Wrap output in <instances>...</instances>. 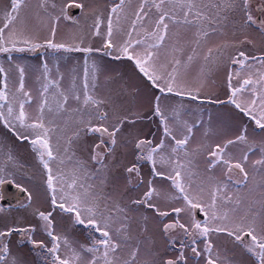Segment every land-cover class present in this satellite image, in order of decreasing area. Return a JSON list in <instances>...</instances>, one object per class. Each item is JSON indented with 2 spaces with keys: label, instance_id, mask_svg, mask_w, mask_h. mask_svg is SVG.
Instances as JSON below:
<instances>
[{
  "label": "snow or ice",
  "instance_id": "obj_1",
  "mask_svg": "<svg viewBox=\"0 0 264 264\" xmlns=\"http://www.w3.org/2000/svg\"><path fill=\"white\" fill-rule=\"evenodd\" d=\"M26 0H11V10L4 17L3 26L0 27V53L10 54L13 51H35L39 48H49L53 51L63 50L64 52H83L91 54L100 49L92 47H81L80 43L67 44L55 42L57 24L60 16L48 13V2L42 0L40 7L50 17V36L44 43L34 42L30 37H21V34L13 25L18 19V13ZM126 4L130 0H118L110 9L107 17V30L103 48L105 54L115 53V59L126 58L134 62L139 72L159 89L160 93H175L177 96H188L195 100L198 98L199 89L195 92L179 82V72L182 65L180 59L173 58L171 69L167 72L161 71L166 65L158 64L160 51L165 46L169 36L170 23L175 26H193L196 28V43L208 36L209 29L220 19V12L236 13L239 15V28L245 31L255 26L256 30L264 34V19L252 14L251 6L253 0H140L134 12V18L125 34V39L119 44L113 42L115 31H123L120 28V21L123 17L127 19ZM51 7L55 9L56 4ZM82 8V4H76ZM264 12V9L261 10ZM113 16L116 17L114 24ZM155 17L153 20L152 18ZM227 18V16L223 17ZM148 20L153 24L151 30L145 26ZM104 23L102 15L95 16L92 26V35L101 36V25ZM207 25V26H205ZM139 26V27H138ZM7 30V33H6ZM215 31V29H212ZM135 33V38L134 34ZM249 43L245 38L241 43ZM82 43V42H81ZM23 45V46H18ZM224 47H227L225 45ZM111 50V51H109ZM173 53L179 49L173 48ZM195 52V49L193 50ZM213 50L208 49L205 60L212 57ZM217 55H223L221 48L216 49ZM10 58V57H9ZM231 65H238L240 71L230 69L227 73V87L229 96L227 103L233 105L240 113L253 121L255 128L264 130V53L261 55H249L246 51L236 48L235 54L229 56ZM193 56L189 55L187 61L190 63ZM259 68H256V65ZM19 72L18 86L14 92L9 91L5 69L0 67V74H4L2 87H0V123L14 132L20 140H29L36 160L43 170V185L48 194L50 210L48 212L37 210L36 216L40 221V229L49 238L50 246L43 241H36L32 234L36 231L34 226L18 227L7 226L0 230V264H18L13 258L8 261L10 246L6 238L13 233L26 235L28 242L34 248L38 247L45 255L49 264H120L119 252L122 245L129 240L127 209L118 203L109 206V197L97 191L95 186L88 181L93 178V173L87 168V161L75 159V153L71 146L75 140H79L81 131L85 134H96L97 142L91 146L89 160L99 167L96 173L107 171V160L114 152L117 145V134L121 131L123 123H135L141 118L139 114L135 117H117L115 122L108 123L109 114L102 110L107 101L97 97L90 92L89 69H91L92 84L94 88L99 71L93 62L85 61L83 71V84L80 90L77 89L75 76L69 89L60 87V80L50 77V69L44 63L38 81H42L39 90V103L35 117L30 116L26 111V105H31L33 96L30 90L25 88V70L17 65ZM242 73H246L243 74ZM238 79L237 85L233 79ZM248 92L245 97L243 94ZM74 101L76 108L71 109L72 113L79 115L76 121V131L67 138V144L61 152L59 143L53 145L52 133L57 131L53 121L46 123V113L60 116L69 112V102ZM161 97L156 96L153 105V113L159 117L163 129L162 138L159 143H153L151 139L136 138L134 148L137 150L136 160L146 161L151 165V173L154 177L170 182V187L175 194L165 198L170 200H182L183 207H173L171 211L177 217L181 213H187L191 218L189 224L182 223L176 219L171 223L163 224V233L169 235L180 230L182 236L179 239L170 238L172 246L179 245L181 249L175 258H161L159 264H188V257L183 249L190 248L194 258L205 257V264H220L219 253L213 258L215 247L210 239L212 234H224L231 238L234 243L243 245L247 253L255 257L257 264H264V217L262 223L257 224V215L253 214L251 208L243 215L237 217V212L242 204L240 196H233L229 192L230 183L247 186L250 173L247 170L249 154L259 152L260 158L252 162L254 173L264 175V141L257 144L250 142L247 127L241 129L233 139H226L223 144H215L206 152L208 171L211 172L218 165L224 169L225 179L217 181L214 176H208L207 181L209 199L204 200L203 182L195 184L197 174L193 171V156L199 153L198 149L190 151L188 148L193 127L187 122L179 120V108L171 110V116L161 106ZM224 101H221L223 103ZM87 116V121L84 117ZM74 119V117H69ZM96 121L95 123L93 121ZM67 123V122H66ZM81 125L83 127H81ZM180 132V135H177ZM243 146L242 154L237 157L228 151L229 146ZM11 160V156H8ZM72 164V171L66 172L63 165ZM53 164L57 167L54 168ZM125 171L130 177H134L139 185L145 181L141 175L139 163H133L126 167ZM233 175H239L241 180H233ZM13 181L0 169V185ZM131 182V180H130ZM106 184V178L101 180V186ZM147 190L142 196L133 199L131 204L143 205L155 210L160 217H167L168 211H161L156 204L152 203L153 198H160L161 192L154 185L153 180L146 181ZM20 187L19 185H17ZM195 188V191H193ZM21 191L27 189L21 188ZM29 193V201H31ZM232 205L230 210L226 207ZM199 208L207 216V222L203 225L194 219V210ZM59 210L61 214H68L76 225H84L90 229L89 243L87 245L74 244L68 236L57 233L54 223V213ZM2 211V209H0ZM203 242L201 251L198 247ZM138 249L131 253V260L124 261V264H134Z\"/></svg>",
  "mask_w": 264,
  "mask_h": 264
},
{
  "label": "rangeland",
  "instance_id": "obj_2",
  "mask_svg": "<svg viewBox=\"0 0 264 264\" xmlns=\"http://www.w3.org/2000/svg\"><path fill=\"white\" fill-rule=\"evenodd\" d=\"M42 0H26L18 13V19L13 27L18 30L21 37H30L34 42L44 43L50 36V17L40 7ZM48 13L60 16L57 24L55 42L74 44L80 43L81 47H92L100 49L91 54L83 52L53 51L49 48H39L35 51L16 52L10 54L0 53V67L5 69L7 83L10 92H14L18 86L19 72L17 65L25 70V88L30 90L33 96L31 105H26V111L30 116L35 117L37 105L39 103V90L42 81H38L44 63L48 64L50 77L60 80V87L67 90L71 87L73 77L78 90L82 88L83 71L85 61L89 64L95 63L99 69L95 87L92 88L91 69H89L90 92L97 97L107 101L102 106L109 114L108 123L115 122L117 117H135L139 114L141 118L135 123L125 122L121 131L117 134V145L111 157L107 160V171L96 173L99 166L92 164L89 160L91 146L97 142L96 134H85L81 131L79 140L72 143L71 150L75 153V159L87 161V168L93 173V178L88 182L93 184L97 191L109 197V206L118 203L127 209L128 236L129 240L122 245L119 252L120 264L131 260V253L138 249L134 264H159L161 258H175L181 250L177 244L175 247L169 243L170 238L179 239L182 236L180 230L165 235L162 231L163 224L174 222L179 219L182 223L189 224L191 218L187 213H181L179 217L171 211L173 207H183L182 200H170L165 198L175 194V190L170 187V182L159 177L152 176L151 165L146 161H137V150L134 148L136 138L151 139L153 143H159L162 138L163 129L160 125L159 117L153 113L155 97H161V106L166 113L171 116L173 108H179V120L187 122L193 127V133L188 145L190 151L198 149L199 153L193 156V171L197 174L195 184L203 182L204 200L208 196V176H214L217 181L225 179L222 165H218L209 172L206 152L215 144H223L226 139H233L239 134L242 128L247 127L249 141L259 144L264 141V130L255 128L253 121L240 113L233 105L227 103L229 91L227 87V73L230 69L240 71L238 65H231L229 56L235 54L236 48L246 51L249 55H261L264 53V34L256 30L255 26L241 31L239 28V15L236 13L220 12V19L209 29L208 36L196 43V28L193 26H175L170 23L169 36L165 41L164 48L160 51L158 64L166 65L161 71L167 72L171 69L173 58L180 59L182 65L178 80L184 86L191 88L194 92L199 89L198 98L193 100L188 96H177L175 93H160L159 89L151 84L136 68L134 62L126 58L115 59L112 55L105 54L103 48L107 30V17L110 9L106 0H47ZM82 4L81 14L73 20L66 18L64 6L66 3ZM207 2V0H204ZM55 3L53 9L51 4ZM140 0H130L126 4L127 19L121 18L120 28L123 31H115L113 42L119 45L126 37L134 12ZM261 5L264 9V0H253L251 6L252 14L257 16L255 6ZM113 5H111L112 7ZM11 10V0H0V27L3 26L4 17ZM108 10V11H107ZM102 15L104 23L101 25V36L92 35V26L95 16ZM227 16V18H223ZM153 20L155 17L152 18ZM261 19H264V12L261 11ZM114 24L116 17L113 16ZM145 26L151 30L153 24L148 20ZM207 26V25H205ZM139 27V26H138ZM215 29L213 31L212 29ZM7 33V30H6ZM135 38V33L133 34ZM245 38L251 44L244 41ZM82 42V43H81ZM227 45V47H224ZM23 46V45H18ZM179 51L173 53L172 49ZM213 50L212 57L205 60L208 49ZM221 48L223 55H217L216 49ZM195 49V52L193 50ZM111 51V50H109ZM193 56L189 63L187 57ZM10 57V58H9ZM260 66L257 64L256 68ZM264 70V69H261ZM246 74V73H242ZM4 80V74H0V87ZM238 79H233V84L237 85ZM245 97L248 92L243 94ZM221 101H224L221 103ZM74 101L69 102V112L56 116L46 113V123L53 121V126L57 131L52 133V143H59L61 152L67 144V138L76 131V121L79 115L72 113L71 109L76 108ZM74 117L70 119L69 117ZM85 116L84 120L87 121ZM67 122V123H66ZM96 122L95 120L93 121ZM81 127H83L81 125ZM180 135V132H177ZM243 146H229L228 151L239 157ZM11 156V160L8 156ZM247 170L250 173L247 186L244 183L229 185V192L235 197L240 196L242 204L237 212V217L243 215L251 208L253 214L257 215V224L262 223L264 217V175L254 173L252 162L260 158L259 152L250 153ZM133 163H139L141 175L145 181L144 185H139L134 177H130L125 171L126 167ZM56 168L57 165L53 164ZM66 172H71L72 164L66 163L62 166ZM0 169L12 180L13 184L27 189L24 195L13 202L2 205L0 203V230L7 226L27 227L34 226L36 231L32 238L36 241H43L50 246L49 238L40 229V221L36 216L37 210L48 212L50 203L48 194L45 191L43 180V170L38 164L29 140H20L12 130L4 127L0 123ZM106 178V184L101 186V180ZM153 180L154 185L161 192L160 198H153L152 203L156 204L161 211H168L167 217H160L155 210L143 205H133V199L140 198L147 190V180ZM239 175H233V180H241ZM131 180V182H130ZM195 191V188H193ZM29 193L31 201H29ZM1 199V196H0ZM232 205L226 207L230 210ZM201 213V211H200ZM203 219L197 220L202 225L207 222V216L202 212ZM54 223L57 233L68 236L74 244L87 245L90 237V229L84 225H76L68 214H61L59 210L54 213ZM10 246V255L7 258L11 261L15 258L18 264H49L44 253L38 247L34 248L28 242L26 235L13 233L6 238ZM210 239L215 247L213 258L219 253L220 264H257L255 257L247 253L243 245L236 244L224 234H212ZM202 251L204 244L198 245ZM188 257V264H205V257L194 258L190 248L183 249ZM239 256V257H238Z\"/></svg>",
  "mask_w": 264,
  "mask_h": 264
},
{
  "label": "water",
  "instance_id": "obj_3",
  "mask_svg": "<svg viewBox=\"0 0 264 264\" xmlns=\"http://www.w3.org/2000/svg\"><path fill=\"white\" fill-rule=\"evenodd\" d=\"M255 10L257 12V16L261 18V10L262 6L257 5L255 6ZM22 187H18L17 185L13 183H4L3 185H0V203L2 205L13 202L14 200H17L20 196L24 195L25 191H21ZM194 217L197 220H202L203 219V214L200 213V209L197 208L194 210Z\"/></svg>",
  "mask_w": 264,
  "mask_h": 264
},
{
  "label": "flooded vegetation",
  "instance_id": "obj_4",
  "mask_svg": "<svg viewBox=\"0 0 264 264\" xmlns=\"http://www.w3.org/2000/svg\"><path fill=\"white\" fill-rule=\"evenodd\" d=\"M106 1L109 2V7H108L109 9L111 8V5H114L116 2H118V0H106ZM87 2H88V0H87ZM76 4H78V3H76ZM76 4L73 2L65 4L64 11L66 14V18L68 17L70 20H73L81 14V9L83 7L82 8L76 7Z\"/></svg>",
  "mask_w": 264,
  "mask_h": 264
},
{
  "label": "bare ground",
  "instance_id": "obj_5",
  "mask_svg": "<svg viewBox=\"0 0 264 264\" xmlns=\"http://www.w3.org/2000/svg\"><path fill=\"white\" fill-rule=\"evenodd\" d=\"M239 257V256H238Z\"/></svg>",
  "mask_w": 264,
  "mask_h": 264
}]
</instances>
